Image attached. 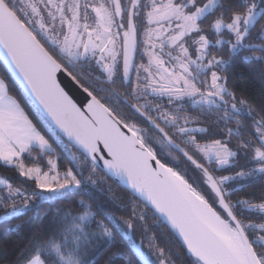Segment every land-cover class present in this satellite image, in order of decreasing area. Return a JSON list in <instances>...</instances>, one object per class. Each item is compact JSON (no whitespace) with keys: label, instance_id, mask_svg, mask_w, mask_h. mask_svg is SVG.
I'll use <instances>...</instances> for the list:
<instances>
[{"label":"snow or ice","instance_id":"snow-or-ice-1","mask_svg":"<svg viewBox=\"0 0 264 264\" xmlns=\"http://www.w3.org/2000/svg\"><path fill=\"white\" fill-rule=\"evenodd\" d=\"M217 8L223 10L210 27L221 38L213 42L203 34L201 24ZM89 9L95 14L91 22ZM227 12L232 15L225 23ZM145 20L141 38L140 25ZM261 20L264 0H243L239 7L224 6L218 0H0V54L14 77L11 86L0 77V161L14 165L21 176L34 180L41 190L23 192L0 179V185L8 190L6 197L0 196V205L8 207L11 201V211L2 219L36 207L41 201L64 199L66 192L83 189L89 183L95 186L103 180L98 172L120 182L139 201L132 204L130 218L123 225L115 217L106 216L111 228L103 220L94 221L90 205L81 201L85 209L82 214L67 213L62 218V239L56 234L47 239L37 237L33 251L27 255L22 251L17 264H95L86 250L111 247L117 242L113 229L131 239L134 222L145 225L148 211L158 222L156 227L162 223L182 239L194 258L191 264H264V199L259 203L249 199L233 203L230 197L239 189L226 187L230 181L264 176V116H253L252 108L245 111L247 102L237 101L235 93L229 91L227 77L221 74L245 50L261 53L245 56V61H264V43L246 42ZM222 30L234 41L223 39ZM186 37L192 45H198L195 59L190 54L191 45L186 46ZM257 39L264 40V25H260ZM141 44L144 50L140 55L148 57L147 64L136 63ZM221 45L228 46L227 60L209 51ZM169 46L172 50L166 52ZM61 72L95 89L96 94L84 87L91 97L86 111L61 87L57 78ZM118 84L125 91H120ZM17 85L19 99L12 94ZM149 97L167 98L171 107L153 104ZM185 98L198 108V116L187 114L181 103ZM122 104L135 119L122 114ZM26 106L66 148L75 149L72 158L80 162L78 172L70 167L61 175L53 159L47 160V172L39 164L25 166L23 154L31 156L34 147L41 153L32 158L34 163L54 152L29 118ZM242 115L252 120L256 145L240 137ZM211 117H215L211 123L217 129L224 125L229 138L235 135L241 139L237 151L220 139L200 142L195 133L210 136L212 129L189 125L208 122ZM140 122L148 127H141ZM231 123L237 128L228 127ZM182 144L190 146L191 154ZM240 149H252L251 166L235 175L214 176L196 158L199 153L209 164H216V170H223L224 166L234 167L232 158ZM173 151L200 170L203 183L214 194L213 203L194 182H189L186 171L178 170L180 160ZM84 171H88L87 178ZM17 196L19 206L13 199ZM253 212L260 223L252 222ZM144 235L155 259L142 251L143 241L132 245L144 264H174L154 232L149 234L144 227ZM114 255L132 264L124 253Z\"/></svg>","mask_w":264,"mask_h":264},{"label":"trees","instance_id":"trees-1","mask_svg":"<svg viewBox=\"0 0 264 264\" xmlns=\"http://www.w3.org/2000/svg\"><path fill=\"white\" fill-rule=\"evenodd\" d=\"M218 2L224 6L229 4L239 7L242 5L243 0H218ZM222 8H217L213 13L209 14L207 19L201 24V28L209 35L208 38L211 41H216L217 36L214 34V30L210 27L213 20L220 16ZM231 12L226 13L225 23L230 22ZM260 25H264V20L260 21L256 27L251 30V34L248 37V43H264V40L257 39V35L260 30ZM223 37L228 40H233L234 37L231 36L226 30H223ZM210 53L215 54L217 57H223L225 60L229 58V50L227 45H221L219 48L210 47ZM259 52L243 51L237 54L232 63L227 67V70L221 73L227 77V86L229 91L235 93L237 101L243 99L247 103L243 107L245 111L248 108L253 109V116L259 118L264 116V61H245V56H260ZM75 75V73H73ZM0 76L4 77L6 81L14 82V79L10 76L8 71L5 69L3 64L0 62ZM83 86L89 87V90L95 93V89L90 87L85 81L81 80ZM13 95H17L20 98V93L18 91V85L13 88ZM103 95V94H100ZM23 106V102H22ZM122 114L128 115L123 109H120ZM25 111L28 113L29 118L33 120V123L37 126L38 130L41 131L45 138L48 139L49 143L52 145L54 152L51 156H43L41 159L33 162V157L41 156L38 149L34 148L31 156L25 153L23 154V161L26 166L35 167L39 164L43 171L47 172V160L53 159L56 161L58 170L60 174L64 173L66 169L73 168L74 172H78L80 169L77 165L79 161L73 160L72 153L75 149L66 148L62 140L58 139L53 135L46 126L38 122V118L35 116L33 111H30V106L25 107ZM187 114L196 117L199 115V110L197 107H188L186 109ZM135 119V116H130ZM244 125L242 131L240 132V137L244 141H249L252 144H257L256 130L252 126V120L246 115L239 117ZM215 117H211L208 122L198 121L196 124L201 126L210 127L212 129V134L209 136L205 133H195V135L200 139L201 143L210 142L214 139H220L223 142L228 143V146L233 150L237 151L241 143V139L233 135L228 137L227 129L224 125H221L219 129L211 123V120ZM140 126L145 128L148 127L146 123L140 122ZM228 127L236 129L237 125L231 123ZM150 135H154L150 133ZM66 139V138H64ZM247 151L248 155L245 156L244 152ZM173 151L177 159L180 160L178 167L179 171H186L189 178V182H194V186L198 188L209 199L210 203H213L214 194L211 192L209 186L203 183L205 179L203 174L199 169H195L191 166L190 162L187 164L184 162V158L176 152ZM250 149H240L238 155L233 158V166H224L223 170H216V164H209L210 171L213 172L214 176H228L235 175L237 171L248 170L250 165ZM171 166V164H170ZM0 175L5 178L13 188H19L23 192H39L41 191L34 180L27 179L19 174V171L14 165H5L0 161ZM88 171H84V177L87 178ZM98 177L103 178L102 182H98L95 186L90 183L83 189H77L73 191L66 192L64 199H57L55 201H41L37 203L36 207H29L28 209L22 211L21 213L10 216L7 219H2L6 213L11 211V201H9V206L5 207L0 205V264H17L20 253L23 251L26 255L33 251V243L37 237L42 239H47L53 234H56L57 239H62L63 237L59 235L60 228L63 227L61 223L62 218L67 214L71 215L82 214L85 210L81 201L85 204L90 205L91 211L95 214L94 221L103 220L105 225L109 228L112 225L109 220L105 217H115V219L123 225L124 220L130 218V212L132 204L139 203L138 200L133 199L132 193L126 190L124 187L117 184L112 179L104 177L103 172H98ZM79 178V176H78ZM241 186H243L241 188ZM226 187L237 188L238 191L234 192L230 199L234 203L239 199H249L253 203H259L261 199H264V176L257 175L256 177L240 179L236 181H230ZM8 190L6 187L0 189V196L6 197ZM17 201L19 206L20 197H13ZM140 209L144 208L143 204H139ZM214 207L218 208L217 204ZM148 219L145 225H142L139 221H135L133 225V230L131 234V239L123 237L121 233L113 231L117 235V242L111 247L105 248L100 247L99 251L94 248L89 247L87 251V256L89 259L94 260L95 264H109V258L111 257V264H126V261L121 256H115L117 252L124 253L128 259L132 261V264H143L139 258L136 256L132 245L140 244L143 241L142 251L149 255L151 259H155L152 255L151 249L148 247V242L144 235V227H147L149 234L153 232L158 238V243L161 247H165L166 251L171 255L174 264H191L193 258L188 254L184 246L179 242V240L169 232V229L165 227L162 223L156 227L157 221L152 218V212L148 211ZM252 222H258L257 214L255 212L251 213ZM19 225V228H17ZM95 227L93 223L92 228ZM44 259H49L47 256Z\"/></svg>","mask_w":264,"mask_h":264},{"label":"flooded vegetation","instance_id":"flooded-vegetation-1","mask_svg":"<svg viewBox=\"0 0 264 264\" xmlns=\"http://www.w3.org/2000/svg\"><path fill=\"white\" fill-rule=\"evenodd\" d=\"M158 1H159L160 3H163V2H164V0H158ZM177 1H178V0H177ZM143 2H144V3H147L148 0H143ZM199 2H200V3H205V2H207V0H199ZM122 3H127V0H122ZM88 11L90 12V14H92L93 16H95V14L91 11V9H89ZM146 26H147V24H146V20H145V23L140 25L141 38H142V34H143V29H144V27H146ZM203 34H205L207 37L209 36V35L204 31V29H203ZM187 41H188V44H186V46L191 45V47H190V54L192 55V58L194 59V58H195V55H196V53H195V49H194L193 45L191 44V39L188 38ZM210 41H211V40H210ZM139 47H140V51L136 54V63H137V64H141V63L145 64L146 61L148 60V57H147V56H141V55H140V52H143V50H144V46L141 44ZM165 49H169V47H166ZM157 51H158V50H157ZM219 57H220V56H219ZM219 57H218V58H219ZM164 58L167 60V57H166V56H165ZM73 75H74V74H73ZM135 75H136L135 72H133V73H132L133 82H135ZM77 79H79V77H77ZM80 83H81V85H83L81 81H80ZM84 87H85V86H84ZM117 87L119 88L120 91H122V92L125 91V88H124V87H121L119 84L117 85ZM129 90H130V89H129ZM150 99L152 100L153 104L160 103V104H163L165 107L168 106V105H166L167 103L162 102V100L159 99V98L150 97ZM141 102H143V101H141ZM133 103H134V101H133ZM181 103H183V106H184L185 109H188V107H193V106L190 104V102H188V101H183V102H181ZM193 108H195V107H193ZM120 109H123V110L125 111V113H127L128 115H130V116H134V114H133L132 112L128 111L127 106H125V105L122 104V105L120 106ZM141 127H143V126H141ZM190 127H199V125H197V124H191ZM177 142H178V143L180 142L179 138H177ZM253 145H256V144H253ZM181 146L184 147L185 150L189 151L190 154H191L192 149L190 148V146H188V145H183V144H182ZM229 148H230V147H229ZM250 151H251V153H250V160H251L252 149H250ZM174 153L176 154V152H174ZM196 158L199 159L201 163H204V164H205V167H208V168H209V166H207V163L204 162L203 158H201V156H200L199 153L196 154ZM209 170H210V168H209ZM256 214H257V213H256ZM260 222H261V221L259 220L258 222L256 221L255 223H260Z\"/></svg>","mask_w":264,"mask_h":264},{"label":"water","instance_id":"water-1","mask_svg":"<svg viewBox=\"0 0 264 264\" xmlns=\"http://www.w3.org/2000/svg\"><path fill=\"white\" fill-rule=\"evenodd\" d=\"M257 44V43H255ZM0 62L3 64L5 69L8 71L10 76L12 77L11 72L9 71L7 65L3 62V55L0 54ZM14 79V77H12ZM58 82L60 83L61 87L65 90V92L72 98L74 103L77 104L78 107H80L82 110L86 111V106L90 102L91 97L88 96V94L84 91V86L81 85V83H77L76 80H73L72 77L68 74V72H61L58 73ZM120 186L124 187L126 190H128L130 193L131 191L123 186L120 182H118L115 179H112ZM210 188V186H209ZM168 228V227H167ZM179 242L184 246V248L187 251L186 246L183 244V241L181 238H179L177 235H174ZM134 250V249H133ZM135 252V251H134ZM136 254V253H135ZM189 254V253H188ZM190 255V254H189ZM136 256L139 258V260L144 264V261L136 254ZM191 256V255H190ZM192 257V256H191ZM193 258V257H192ZM194 259V258H193Z\"/></svg>","mask_w":264,"mask_h":264},{"label":"rangeland","instance_id":"rangeland-1","mask_svg":"<svg viewBox=\"0 0 264 264\" xmlns=\"http://www.w3.org/2000/svg\"><path fill=\"white\" fill-rule=\"evenodd\" d=\"M177 2H179V0L177 1ZM147 3H150V0H148V2ZM158 3H160L159 1H158ZM163 3H167V0H164V2ZM205 3H207V2H205ZM149 11L151 10L150 8L148 9ZM89 12V11H88ZM89 18H90V20H89V22H91V20H92V18H94V16L92 15V14H90V12H89ZM152 27H156V25H152ZM173 27H175V24H173ZM223 31V30H222ZM221 37H219V38H217V39H220ZM186 40L188 39V37H186L185 38ZM223 39H225V40H228L227 38H224L223 37ZM193 47H194V49L196 48V47H198V45H193ZM157 50L159 51V49L157 48ZM170 50H172L171 49V47L169 46V49H165V51L167 52V51H170ZM173 54H175V52L173 53ZM195 59V58H194ZM148 63V60L146 61V63L145 64H147ZM150 98V97H149ZM185 101H187V98H185ZM162 102H164V103H167V98H164L163 100H162ZM167 105V104H166ZM167 107H171V106H167ZM166 107V108H167ZM190 126V125H189ZM204 143H206V142H204ZM173 156H175L174 154H172ZM176 157V156H175ZM204 160V162L205 163H208L207 162V160H205V159H203ZM232 163H233V158H232ZM26 166V165H25ZM26 167H30V166H26ZM218 167V166H217ZM61 175H63V173L61 174Z\"/></svg>","mask_w":264,"mask_h":264},{"label":"crops","instance_id":"crops-1","mask_svg":"<svg viewBox=\"0 0 264 264\" xmlns=\"http://www.w3.org/2000/svg\"><path fill=\"white\" fill-rule=\"evenodd\" d=\"M1 77V76H0ZM34 148H36V149H38V147H34ZM39 150V149H38ZM0 179H5V178H3L1 175H0ZM5 186L4 185H0V189L1 188H4Z\"/></svg>","mask_w":264,"mask_h":264}]
</instances>
